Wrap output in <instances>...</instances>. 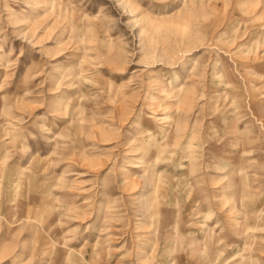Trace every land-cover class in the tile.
Masks as SVG:
<instances>
[{
  "label": "rangeland",
  "instance_id": "rangeland-1",
  "mask_svg": "<svg viewBox=\"0 0 264 264\" xmlns=\"http://www.w3.org/2000/svg\"><path fill=\"white\" fill-rule=\"evenodd\" d=\"M0 264H264V0H0Z\"/></svg>",
  "mask_w": 264,
  "mask_h": 264
}]
</instances>
